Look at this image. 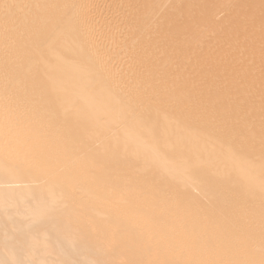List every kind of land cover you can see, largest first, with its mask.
Wrapping results in <instances>:
<instances>
[{
  "label": "rangeland",
  "instance_id": "374dc122",
  "mask_svg": "<svg viewBox=\"0 0 264 264\" xmlns=\"http://www.w3.org/2000/svg\"><path fill=\"white\" fill-rule=\"evenodd\" d=\"M44 1L59 10L61 4L75 8L67 11L72 21L80 12L76 5L89 2ZM92 6L107 14L134 7L125 11L132 19L125 12L122 18L127 21L121 19L128 27L115 18L94 24L99 31L106 29L110 38L122 39L123 47L134 44L124 48L127 53L122 51L135 58L132 65L115 62V69L140 81L138 91L143 87V93L148 90L157 99H146L137 91L142 98L136 92L128 102L115 94L111 80L122 84V74L110 75L113 87L106 85L109 77L92 73L100 66L80 58L84 47L82 53L73 48L78 59L73 54L75 61H70L71 42L79 38L75 33L72 39L73 31L81 27L77 18L82 15L77 14L73 25L71 19L64 20L68 24L61 25V33L64 24H78L73 31L63 29L64 35L73 34V41L63 35L68 41L56 42H69L66 47L52 40L48 44L56 47L52 56L70 61V67H53L57 61L50 59L49 48L43 54L50 53V60L46 55L47 62L42 56L38 59L43 62L40 68L52 67L50 80L64 78L61 81L71 87H53L55 91L48 93L41 88L48 78L43 84L39 78L46 91L35 90L37 96L31 92L30 97L46 99L49 94L59 106L47 95L53 108L40 105L29 119L48 129L47 137L59 146L43 142L29 151L36 167L23 164L14 173L0 166V264H264V0H98ZM50 21L44 24L47 30ZM110 24L117 27L110 29ZM130 24L140 27L133 31ZM79 39L81 44L90 41ZM103 48L115 58V49ZM98 82L101 88L106 83L109 96ZM41 91L46 94L39 97ZM110 94L121 103L107 99ZM42 114L63 118L49 123L39 117ZM27 137L28 133L16 135L22 141ZM159 148L167 150L168 157H161ZM79 175L88 177L82 180L86 188L78 192L74 186ZM140 198L141 206L136 205ZM107 204L120 208L107 211ZM130 215L150 219L157 228L122 225ZM181 248L186 252L174 253Z\"/></svg>",
  "mask_w": 264,
  "mask_h": 264
},
{
  "label": "bare ground",
  "instance_id": "6f19581e",
  "mask_svg": "<svg viewBox=\"0 0 264 264\" xmlns=\"http://www.w3.org/2000/svg\"><path fill=\"white\" fill-rule=\"evenodd\" d=\"M53 1H55V0H53ZM57 1H59V0H57ZM61 1H63V0H61ZM67 1L70 2L72 5H75L73 3H77L78 4V2H79V3L83 4L86 1H89L87 3L88 5L87 4L86 5L83 4L82 7H81V5L79 7L78 6L79 4L76 5L79 8V10H80V12H79L76 9L78 11L77 14L78 13H81V15H82L81 17H79V14H78V18H77V14L74 11V13L76 14V16L73 15V17H76L77 19H79L78 21L80 23V26L82 27V28L80 27L81 29L80 28H78V29L76 28V30H74L75 29L74 27H77L75 25H78L77 22L74 24L73 27H71L72 30L70 28V24L68 25L69 28H67V26H65V24L63 25L64 28L62 27L63 29H65V27H66L67 28V32H68V30H71V31L74 30L73 31L74 32V36H73V34H71L73 36V37L71 36L72 39L75 37L74 39L76 40V36L77 35L79 36V38H83L85 40H87V38H90V41H88V43L86 41V43L88 45L85 46L84 44H86V43L84 42V44L82 43L83 44L82 45L79 38L76 41H73V40H71V37L68 36L69 34H66L68 36L67 39L69 38L70 41H73V42H71V43H73V45L74 44L77 45V47H75L76 45H74V47H72L73 45H71V51L68 53V55L70 56V61H71V58L73 59V61H75L76 58H77L76 54H74V52H73V54L76 56L75 57V60H74V57H73V54H72V51H73L72 49L73 48H77V49L80 48L79 49V53L81 52L80 50H82L83 47H84V50L85 51H86L85 48H87V51H86L87 56L85 54V51L83 52V50H82V52L85 54L84 58H83V53L82 52H81L82 54H80V55L77 54V55L81 56L80 58H82V59H85L86 58L85 59V62L87 60L86 63H88V61H92V64L94 62L95 65L98 64V67L99 66L101 67V69L99 67V70H96V71L92 72V73L97 74L96 76H98V77L100 76L99 78L109 77V78H106V79H108V80H106V81H108L107 82L108 84L102 83V85H104V88L103 87L101 88V86H97V85H99L105 79H102V81L100 83L99 82L96 83V86L99 87V89H101L103 91H106L107 92V95L109 96V93H108L109 90H108V88L110 86L113 87V85H111V83L114 82L113 89H115V90H113V89L112 90L115 92V94L117 93L118 95L124 96L125 99L126 98L128 99L130 95L133 96V94L136 93L138 91V89H141V86H140L141 84L138 83L140 81L136 82V81L133 80V78H130V77L128 78L126 75L124 76L123 75L124 73H122L123 70H120L119 72H117V69H115L116 68L115 67L116 66V63H118V62L119 63L120 62H124V63H127V64H131L133 62V60L131 61V58L133 59L134 57H131L130 56L129 57L130 59L126 57V55H127L126 54L127 53L126 50L128 49V45L131 42L130 41H129L130 43L127 42L128 43V44H126L127 47H125V46L123 47V43L121 41L122 39L120 40V39L117 38L118 41L120 40V42L122 43L121 44L120 42L114 40L115 38L114 39L113 38H110L112 36L109 37L108 33L106 34V32H105L106 29L104 28L105 29L104 32L102 30L99 31L100 29H98L97 26L95 27L96 24H94V22H96V20H103V19L106 20V19H109V18H110V22H111V19H112V22H114L113 21L114 18H115V20L117 19L115 21L116 23H118V22L121 23L124 20L127 21L125 19V17L122 18L123 17V14L126 13L125 14L127 16L126 18H129L130 14L127 13V12H125V11L130 12L134 7L131 6L130 7V10L124 9V12L125 13L124 12L122 13L121 11H119V12L115 11V12H110V13L107 14V13H105L103 11H100V10H98L95 7L92 6V5H97L98 4V0H65L63 2H67ZM122 1H125V0H122ZM127 1H129V0H127ZM52 2H51V4H52ZM55 3L56 4L57 3L60 4V2H55ZM62 5L63 4H61V8L63 7ZM132 5L134 6V4H132ZM137 5L138 4H136V6ZM57 6H59V5H57ZM65 6L62 8L63 11H64V13H62V12H60L61 8L59 10L57 7H54V6H51L50 4H47L44 0H0V166H2L1 167L2 169L4 168V166H7L8 167L7 168L8 170H12V171H14V173H17L16 171L19 170V168L23 164H27V165H29L31 167H36L37 166L36 164H38V163H37V161H35L33 159V157H30V156L27 155V153L29 151H33L36 147H38L39 145H41L43 142H46L50 147H53V148L59 146V145H56V144H58V141H55V139L50 141L49 138L47 137L48 134H49L48 129H46L44 127H41V126H35V125L31 124L29 122V119L33 115V110L35 108H37L38 106H40V105H47L50 108H53V105L54 104H55V107L56 106H59L58 105V101H55L57 99L56 98H51L49 96V94H47L50 97L49 100L51 99L50 102L52 101L54 104H52V103L49 104L50 102L48 101V98H47L48 96L47 95H46V99H45V97H41L42 95L46 94V93H44L42 91H46V90L48 91L49 90L48 91V93H49L50 90L51 91H55V89H53V87L54 88H56V87H68L69 89L71 87V86L68 85V83H66V80L61 81L64 78H62V79H58L57 78V79L50 80L49 78H51V76L53 75V72L50 73V70L52 69V67L50 69L49 66H46L44 64L45 65L44 70L45 69L46 70H49L50 69L49 72L45 70L48 74L45 73V71L42 68V66L44 67V65L42 64V66L40 68L39 67L40 66L39 62H42V61H40L38 59L39 57L42 56L43 57V58L41 57L42 60L43 61H46V59L44 58V56L46 54L44 55L43 53H44V50L47 51L49 49L53 53L50 52L51 54L49 53L50 54L49 55L48 52H46L47 53L46 57L48 59L50 57H51L50 59H53V58L55 60L58 59V58H56V55H55V57L52 56L53 54H56L53 51V50H55L56 47L54 46L55 48H53V46L51 45V48H50V46H49L50 44H48V43L54 41V45H55V44H58L56 42L57 40H60V41H61V39L67 40L66 37L64 38V36H66V35H64L65 32L63 31V29H62V33L60 31L61 30V25L63 23H67L68 24V22H65L64 20L66 18L67 19H71L70 17H72L71 16L72 13L70 14V17H69V13L68 12H70V11L72 12L75 8L73 10H71L72 8L71 9H64ZM67 8H69V7H67ZM114 10H116V9H113V11ZM67 13H68V16H66ZM121 13H122V16H121ZM127 14H129V16ZM47 17L48 18H52V21H50V20L47 21L46 20ZM76 18L75 19L73 18V19L76 21ZM130 18H131V16H130ZM121 19H124V20H121ZM61 20H62V22H60ZM74 20L73 21H72V19L70 20V21H72L71 22L72 25H73V22H75ZM49 21L52 22V24L50 25L51 26L50 28L54 27V26H52L53 24L55 25V27L57 26V28H58V26H60V28L54 29L53 32L52 31H49L50 28L47 30V28H46L45 25H47L46 23H49ZM53 21L54 22H60V25L57 24V23H54ZM125 21L123 23H121V24H124ZM131 22H132V20H131ZM135 22H138V21H135ZM112 24H110L111 26L109 25L110 26L109 27L110 29L113 26ZM115 24H114V26H116ZM119 24H117V25H119ZM132 24H138V23H133L132 22ZM138 25H140V24H138ZM122 26H120L119 28H121ZM124 26L125 27H128L129 25H127V22H126V24H124ZM130 26H132V25L130 24ZM135 26L134 27L133 26L131 27V28H133L132 29L133 31H135L134 30ZM125 27L124 28L122 27L123 28L122 31L124 33L128 31L127 30L128 28H125ZM138 27H140V26H137V28ZM131 28L129 27V29H131ZM137 28H135V29L137 30ZM71 31H69V32H71ZM109 32H110V30H109ZM128 32H130V31H128ZM75 33H77V35ZM65 40H64V42H65ZM60 41H58V42H60ZM67 41H66V43H64L62 41V43H64V44H62V43L60 44L59 43L60 46L62 45L63 47H66V45L69 43V42L67 43ZM123 41L125 43L126 40L123 39ZM74 42H76V43H74ZM77 42H78V44H77ZM79 42H80V45H79ZM44 45L47 47L46 49L44 48ZM131 45L134 46V44H130L129 46H131ZM135 45H137V44H135ZM78 46H80V47H78ZM133 46L130 48L131 50L134 49ZM69 47L70 46L68 45V49H69ZM102 47H110L111 50L115 49V51L113 50L115 53H116L117 50H119V52L117 51L118 52V55H117V53L116 54L115 53L113 54V51L112 52H109L110 55L113 54L114 57H115V58L112 59V58H110L111 56H109L107 53L104 52V48L102 49L103 52H101L102 51L101 50ZM124 48H127V49L125 50ZM123 49L126 51V53L124 52L126 55L122 52ZM134 50H132V51H134ZM70 53L72 54V56H71ZM75 53H78V51H76V49H75ZM133 53H134V55L136 54L135 52H131V55H133ZM113 55H112V57H113ZM139 56H141V55H139ZM92 57L94 59L93 60H90V59H92ZM141 57H142V61L143 60H146L145 57H144L145 59H143V56H141ZM33 58H35V60L37 59V61L34 62L35 60H33ZM31 59L33 61H31ZM137 59H139V57ZM137 59L134 60V63H137V62H135V61H137ZM53 60H51V61H53ZM139 60H141V58ZM29 61H30V63H28ZM56 61H57L56 62L57 65H56L55 61L52 62L53 63V67H55V66L57 67L58 65H60L58 67H61L62 68L61 64L67 65V66L69 64L71 65V62L70 61L69 62H66L67 64L65 62H64L65 63L64 64L63 61H60V62H59V60H56ZM78 62L79 63H82V62H84V60L83 61L78 60ZM144 62H143V64H144ZM49 63H50V61H49ZM146 63H147V61H146ZM141 64L142 63H140L139 65H141ZM70 65L68 67H70ZM144 65H146V64H144ZM147 65L145 66L146 68H147ZM137 67H139V66H137ZM65 68H64V70L67 69V68L66 69ZM140 68H142V65H141ZM64 70H63L62 73H64ZM115 70H116V72H115ZM148 70L146 69V71H148ZM67 71H68V69H67ZM92 71H93V69H92ZM143 71H144V69H143ZM143 71L141 70V72H143ZM146 71H144V72H146ZM87 72H89V71H86V73ZM90 72H91V70H90ZM123 72H125V71H123ZM113 73L116 76L119 75V77H120V74H122L121 75V77L123 76L122 84H120V85L118 84L117 85V83H116L117 82V78H116V81L110 79ZM147 73H149V72H147ZM38 75H40V76L37 79V77H35V76H38ZM116 76H114V77H116ZM34 77L36 78V81H33L34 80ZM98 77H95V78H98ZM39 78L42 80V84H43V80L44 79H47V78H48L47 80H49V83H47L48 81H46V84H43V86L41 87L42 84L40 83L41 80H39ZM109 79L112 81V82H110V84H109ZM44 82H45V80H44ZM118 82H120V80ZM105 84L108 85L109 87L108 86L105 87ZM93 86L95 87L94 84H92V87ZM40 87L42 89H44L46 87L45 88L46 90H42ZM40 89L42 91L41 92H38V95H40L39 97H41V98H39V99L37 98L38 100H36L35 98H33V96H32V98L30 97L31 96V92H33L35 90L40 91ZM74 89H76V87H74ZM112 90L110 89L111 92H112ZM143 91H144V88L142 87V91H138V92H140V95H141L143 93ZM146 91H147V93H143V95H141V96H145L146 99L148 98V96H149L148 99H150V96H151V98L153 97L152 100L154 98H156L157 95H155V93H154V96H155L154 97V96L151 95L152 93L150 94V92L148 90H146ZM138 92H137V95H136L137 97L139 96V93ZM28 93H30V94H29V97L27 98L26 96H28L27 95ZM32 95H34V92H33ZM107 95H106V97H107ZM34 96H37V93ZM112 97L113 96H111V94H110V97H107V99L108 98L110 99ZM113 98H112V100L114 101V103H118V101H119V103H121L119 99H116L115 100ZM133 98H135V96L132 97V99ZM138 98H136V99H138ZM140 98H142V97H140ZM129 99H128V102H129ZM146 99H144V100H146ZM34 104H36V105L34 106ZM142 106L143 105H141V107H139V108L141 109ZM140 109L138 110V108H137V112L140 113ZM39 117L42 118V119H44L46 122H49V123L50 122H56V121L60 120L61 118H63V117H55V116L45 115V114H42ZM130 123H132V125L134 124V122H130ZM128 124H129V122H128ZM128 124H126V125L128 126ZM132 125L129 124V127H131ZM134 125H135V128H138V126L136 124H134ZM133 126L131 128H133ZM120 128H122V127H120ZM110 132H113L114 133V132H116V129H115V131H112L111 130ZM22 133H28L29 137L25 138L23 141L17 139L16 138V135L17 134H22ZM61 137L59 138V141H60ZM62 138L64 140V137H62ZM176 138H177V140H180V137L179 136H176ZM95 140H96L95 142L97 144H99L97 142V139H95ZM132 142H134V141H132ZM100 144H102V143H100ZM156 151H158V153L160 154L161 157H163V156L166 157L168 155L166 153L167 150H164L163 148L162 149L159 148ZM165 154H167V155L165 156ZM72 159H73L72 160V163L78 162V161H74V158H72ZM164 160H165L166 163H171L172 162V160H170L169 158H165ZM72 163L69 166H73ZM47 165L48 164H46L44 166L41 165V167L43 166V168H45ZM87 177H88L87 175H79V176H77L76 181H75L74 188L78 192H79L80 189L83 190V189L86 188L84 185H87V184H85V182L83 184L82 182L83 181H86L85 178H87ZM40 181H44V179H41ZM32 183L34 184V182H32ZM16 185H18V184H16ZM13 186H15V184ZM17 188H18V186H17ZM69 188L71 189L72 187L69 186L68 189ZM65 189H66V187H65ZM68 189H66V190L69 193H71L70 192L71 190L73 192L75 190V189H71L70 191H68ZM15 190H16V188H15ZM77 193L74 194L75 197H77ZM71 196H72V193H71ZM79 197H80V195L77 198H79ZM131 197L132 196L126 195V198L127 199L128 198L131 199ZM78 200H82V199H78ZM137 203L141 206V198L136 202V205H137ZM104 207H105V210L110 211L111 209H114L116 206H112V205L107 204V207L105 205H104ZM119 208L120 207H118L117 209H119ZM96 209H98V208H96ZM151 212H154V213H156L158 215H161L162 213H164L163 211H159V210H151ZM159 213H161V214H159ZM131 216L132 215H130L128 217L130 219H128V218L125 219V221H124L125 223H123V220L124 219L121 220V218H119L122 221V223H123L122 225H124L126 223L133 222L135 224L136 230H139L140 228L142 229L143 227H146V228H149V229H152V230L154 228H157V224H155L150 219H143V220H141V216L135 217V218H132ZM162 217L164 218L165 216L163 215ZM114 219L117 220V217L116 218H113V220ZM116 220H114V221H116ZM120 220L118 221L119 223L121 222ZM136 238L138 239L139 236L136 237ZM149 238L151 239V237H149ZM160 238H162V237H160ZM144 240H146V238ZM173 251H174L175 254L186 252V250H184V248H181V249H178V250H173ZM170 253L173 254V252H170Z\"/></svg>",
  "mask_w": 264,
  "mask_h": 264
}]
</instances>
